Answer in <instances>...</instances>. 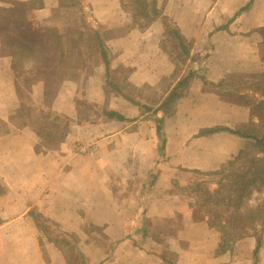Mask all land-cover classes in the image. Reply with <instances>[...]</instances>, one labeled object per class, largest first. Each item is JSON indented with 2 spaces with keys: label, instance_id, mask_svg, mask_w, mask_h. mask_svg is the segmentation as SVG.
I'll use <instances>...</instances> for the list:
<instances>
[{
  "label": "crops",
  "instance_id": "crops-1",
  "mask_svg": "<svg viewBox=\"0 0 264 264\" xmlns=\"http://www.w3.org/2000/svg\"><path fill=\"white\" fill-rule=\"evenodd\" d=\"M153 3L161 16L148 23L140 13ZM0 20V264H230V251L217 252L219 232L181 191L246 143L227 130L200 132L250 119L219 92L233 76L264 73V0H0ZM30 74L28 100L19 80ZM189 74L171 115L160 111ZM49 92L51 114L71 124L56 148L15 123L24 102ZM84 103L100 109L96 120L78 121ZM155 172L135 202L119 196L127 180Z\"/></svg>",
  "mask_w": 264,
  "mask_h": 264
},
{
  "label": "trees",
  "instance_id": "trees-1",
  "mask_svg": "<svg viewBox=\"0 0 264 264\" xmlns=\"http://www.w3.org/2000/svg\"><path fill=\"white\" fill-rule=\"evenodd\" d=\"M253 1L254 0H251V3ZM135 3L139 6H144L145 0H135ZM140 15L144 16L145 20L150 23L159 18L161 13L157 10L156 4L153 3L151 4L149 13L141 12ZM165 24L167 32L177 39L182 53L186 56L189 55L191 44H189L180 35L177 29L171 26V23L168 20H165ZM259 32L264 43V28H261ZM102 56H104L103 52ZM191 77L192 74H189L187 78L178 83L175 87V91L170 94L168 100L159 108L160 111L167 115H171L175 105L173 103L182 95V93H179V90L184 89L188 85ZM254 79L255 78H253V80ZM247 83L249 82H246L244 85H239L240 87L238 88H236L233 84L231 87L234 88V90L231 93H228L226 88V91L223 93L219 92V94L230 103L248 107L250 109L251 120L242 125L239 129L231 130L217 127L202 130L200 135H207L227 130L245 139L248 144L245 149L239 152L237 156L228 161L223 169L211 172L212 174L206 173L208 175L220 176V181L218 182L219 187L216 190L211 191L209 188L203 187L202 184H197L195 189L197 197L202 198L204 195L201 209H203L206 205L212 206L213 204L217 205L221 203L226 204V206L232 205L236 207V215L231 216V218L225 221H221L220 224H217L212 220L214 216L217 215H211L212 218L207 215L202 216L200 215L201 210L196 211V215H198L199 218L205 219L212 228L219 232L221 236V243L219 244V248L217 250L218 253H225L232 248L235 242L253 236L256 238V247L254 250V256L256 258L258 257V253L263 244L264 202L258 204L255 208L248 209L245 212H242L241 206L244 203V199L248 198L251 194L250 188L257 183L264 181V79L259 82L252 81L250 82V85ZM247 85V90L250 93L245 92ZM219 86H222V83H220ZM260 93L261 98L258 99V94ZM107 115L110 118H118V116L114 113H109ZM157 122L159 123L157 126V134L160 137L161 143H163L164 140L161 136L162 121L158 120ZM238 164L240 165L238 166L240 167L239 170H233V168ZM230 177L234 178L231 184H224L225 180ZM225 188H228L230 191L227 196L222 195ZM214 201L217 203H212ZM36 218H42L41 214H37ZM57 244L60 245V242H57Z\"/></svg>",
  "mask_w": 264,
  "mask_h": 264
},
{
  "label": "rangeland",
  "instance_id": "rangeland-1",
  "mask_svg": "<svg viewBox=\"0 0 264 264\" xmlns=\"http://www.w3.org/2000/svg\"><path fill=\"white\" fill-rule=\"evenodd\" d=\"M4 15H5V13H4ZM69 20H70V22L71 21L77 22V20H72V19H69ZM8 21H12V18L5 16L4 21L2 20L3 24H7ZM3 24L1 23L0 25H3ZM74 28H76V27H74ZM70 30H72V29H70ZM4 31H5V33H7L12 38V35H10V33H9V32L12 33L11 28H9V29L4 28ZM71 46H73L72 43L69 44L70 48H71ZM7 47H10V46H7ZM11 52H13V50ZM37 52L40 53V47H38ZM263 54H264V47H263ZM32 78H33V74H30L27 77H24V76L21 77V79L19 80V81H21V88H22V94L21 95L24 96L25 99H28V100H30V97H29V95L26 96L27 93L25 91L28 89L27 84L29 83V81H32L31 80ZM262 79H264V73H260V74L256 75L254 80H253V78L250 80H246L245 77H243L241 75L233 76V77L229 78L228 80L232 84L237 85L236 88H238L239 85H244V84H246V82H249L247 84L250 85V82H252V81H254V82L258 81L259 82ZM247 87H248V85L246 86L245 92H249L247 90ZM233 90H234V88H227L228 93H231ZM51 93L53 94V92H49V94H48V96L44 102H41L38 104L36 103V105L27 106L28 102L27 103L24 102L23 108H22L20 114L15 117L16 120L14 119L15 123H17L18 125H23V124L31 125L36 130L37 133H40L42 135V137L45 140H47V141H45L43 139V141H42L41 147H44V148H48V147L49 148H56V147H58L59 143H60L59 142L60 138H62V136H64V134H66L70 130V126H68V125H71L63 117H59V116H55V115L53 116L51 114V112L49 111L50 101H51L50 96L52 95ZM260 98H261V93L258 94V99H260ZM81 106H82L81 107V113L79 114V118H78L79 122H80V120L88 118V117H92L93 120H96V117L99 116L100 109H94V108H92L91 105L85 104V103ZM249 112H250V109H249ZM250 120H251V114H250L249 121ZM244 124H242V125H244ZM241 127L242 126L240 125L236 129H239ZM4 129H5V127L3 126V130ZM1 130H0V132H1ZM45 137H48V138H45ZM247 144L248 143L246 141L243 149H245ZM90 149H92V148H90ZM226 164L227 163H225L223 165V167ZM238 166H240V165L239 164L236 165L233 168V170H239L240 167H238ZM223 167L221 169H223ZM155 175H156V172L153 174L152 173H148V174L144 173V174L135 175V177L133 179H131L130 181L127 180V182H125V188L123 190H117L119 192L118 193L119 196L127 195L129 197V199H131L133 202H135L137 200V197L139 196V193L144 188H145V190L150 189L149 185L151 183H153V178L155 177ZM191 176H192L191 177V179H192L191 183L189 184V186L186 187L185 190L181 191V196H182L183 200H185L186 202L191 204V208H192V210L195 211V213H196V211L201 210L200 215H202V216L207 215V216H210V218H212L211 215H213V214L217 215V216L213 215L214 218L212 219L217 224H220L221 221H225V220L231 218V216L236 215V207H234L232 205L226 206V204H221V203H219L217 205L213 204L212 206L206 205L203 209H201V204H202V200L204 198V195L202 198H199L196 196L195 189H196L197 184H202L203 187L209 188L211 191L216 190L219 187L218 182L220 181V176L210 175V174L208 175V174H202V173L192 174ZM233 179H234L233 177L226 179L224 184H228V183L231 184ZM250 190H251V194L249 195L248 198L244 199V203L241 206L242 212H245L251 208H255L258 204L264 202V181L253 185L250 188ZM193 191H194V193H193ZM229 192H230L229 189L225 188V191H223L222 195L227 196L229 194ZM230 195H231V193H230ZM231 196L233 197V195H231ZM212 203H217V202L214 201ZM39 221L41 222V224H43V226L45 225V226L50 228V230L52 232V237H53L52 239L61 238L59 230L56 227H54L53 225H50L46 220L43 221L41 219ZM46 223H48V224H46ZM93 237L97 241L101 242L103 245L108 246L109 242L107 241V238H105L103 233L101 234V232L98 231V233L95 234ZM247 238H250L252 240V244L249 241H247ZM247 238L243 239V241L239 240V241L235 242L233 244L232 248L230 250H228V251H230V254H231L230 264H259L261 262V259L263 258V257L261 258V251H263L262 248L264 246V233H263V244H262V247L258 253V257H256V258L254 256V250L255 249L252 251L250 249L251 247H254V248L256 247V238L253 236H250ZM69 240L72 242L73 246H77V241H75L74 239H69ZM242 246H246V248L241 249ZM68 255L70 256V253H68ZM68 259L72 260L71 258H68Z\"/></svg>",
  "mask_w": 264,
  "mask_h": 264
},
{
  "label": "built area",
  "instance_id": "built-area-1",
  "mask_svg": "<svg viewBox=\"0 0 264 264\" xmlns=\"http://www.w3.org/2000/svg\"><path fill=\"white\" fill-rule=\"evenodd\" d=\"M84 150V149H83Z\"/></svg>",
  "mask_w": 264,
  "mask_h": 264
}]
</instances>
